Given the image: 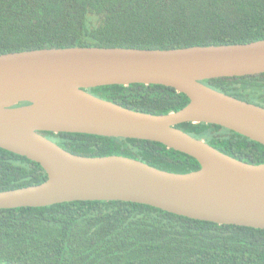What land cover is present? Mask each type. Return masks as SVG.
<instances>
[{
  "label": "trees",
  "instance_id": "1",
  "mask_svg": "<svg viewBox=\"0 0 264 264\" xmlns=\"http://www.w3.org/2000/svg\"><path fill=\"white\" fill-rule=\"evenodd\" d=\"M261 39L264 0H0V54L71 46L168 49ZM203 82L264 107V73ZM89 91L155 114L179 110L190 101L161 84L106 85ZM177 127L232 157L264 162V145L235 131L203 122ZM40 133L75 154L123 155L178 173L200 168L194 157L156 141ZM46 178L40 163L0 147V191ZM0 262L264 264V229L194 219L122 200L0 208Z\"/></svg>",
  "mask_w": 264,
  "mask_h": 264
},
{
  "label": "water",
  "instance_id": "2",
  "mask_svg": "<svg viewBox=\"0 0 264 264\" xmlns=\"http://www.w3.org/2000/svg\"><path fill=\"white\" fill-rule=\"evenodd\" d=\"M256 73H264V39L168 49L71 46L0 54V147L40 163L47 172L41 183L0 191V208L122 200L264 229V162L232 157L177 127L217 124L264 145V107L203 82ZM135 83L173 87L190 101L179 110L155 114L89 91ZM40 131L156 141L194 157L200 168L178 173L123 155L75 154Z\"/></svg>",
  "mask_w": 264,
  "mask_h": 264
}]
</instances>
